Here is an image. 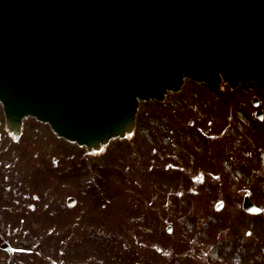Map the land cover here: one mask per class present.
Listing matches in <instances>:
<instances>
[{"label": "water", "instance_id": "95a60500", "mask_svg": "<svg viewBox=\"0 0 264 264\" xmlns=\"http://www.w3.org/2000/svg\"><path fill=\"white\" fill-rule=\"evenodd\" d=\"M184 78L264 88V0H0V102L12 126L30 115L100 153L130 138L138 99L161 101Z\"/></svg>", "mask_w": 264, "mask_h": 264}, {"label": "rangeland", "instance_id": "374dc122", "mask_svg": "<svg viewBox=\"0 0 264 264\" xmlns=\"http://www.w3.org/2000/svg\"><path fill=\"white\" fill-rule=\"evenodd\" d=\"M220 87L185 79L161 102H139L132 138L100 155L64 143L91 181L84 207L96 217L79 239L96 264H264V90ZM245 194L258 214L242 209Z\"/></svg>", "mask_w": 264, "mask_h": 264}, {"label": "flooded vegetation", "instance_id": "af4514ba", "mask_svg": "<svg viewBox=\"0 0 264 264\" xmlns=\"http://www.w3.org/2000/svg\"><path fill=\"white\" fill-rule=\"evenodd\" d=\"M39 128L49 134L46 124L27 118L11 134L0 107V264H96L79 239L89 236L81 222L92 226L96 217L95 206L84 207L91 181L79 178V155L65 160L67 142L53 134L37 141Z\"/></svg>", "mask_w": 264, "mask_h": 264}, {"label": "bare ground", "instance_id": "6f19581e", "mask_svg": "<svg viewBox=\"0 0 264 264\" xmlns=\"http://www.w3.org/2000/svg\"><path fill=\"white\" fill-rule=\"evenodd\" d=\"M92 67H94L95 65H91ZM216 135L215 134H212V135H210V137L208 138V141H207V144H208V150L209 151H211V150H213V148H214V141H215V143H216Z\"/></svg>", "mask_w": 264, "mask_h": 264}]
</instances>
